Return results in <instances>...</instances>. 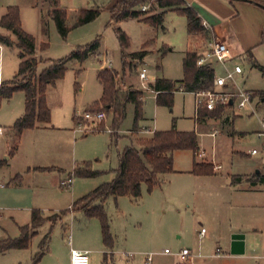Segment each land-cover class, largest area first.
<instances>
[{
	"label": "rangeland",
	"instance_id": "1",
	"mask_svg": "<svg viewBox=\"0 0 264 264\" xmlns=\"http://www.w3.org/2000/svg\"><path fill=\"white\" fill-rule=\"evenodd\" d=\"M116 1L60 0V6L68 12L66 24L71 28L78 18L79 10H102L97 19L72 28L64 38L49 15L47 0H0V21L8 6H18L22 26L35 37L39 54L46 63L66 58L76 47L102 37V55L97 51L82 63L69 61L64 77L54 86L48 87L47 102L52 113L51 122L46 126L49 129L26 131L23 134V151L13 159L9 168L0 171V233L6 230V237L20 236V226L31 222L33 208L43 209L45 215L68 209L72 201L114 178V171L119 167V153L127 146L137 147L139 138L152 137L150 129L166 131L174 127L179 131L197 133L204 154L199 150L196 159L212 162L213 171L218 172V176L204 186L210 190V196L191 207H188L189 203L179 202L176 193L162 204L155 205L150 202L147 194L153 191L148 192L146 187L143 188L142 199L137 201L126 196L117 199L109 197L105 205L115 238V264H146L148 255H153L152 264H264V250L250 251L249 255L254 257L238 259L231 256L226 238H223L232 231L231 228L236 229L238 224L253 234V228L257 226L263 230L264 235V206H253L252 203L262 202L264 197L258 195L255 198L245 194L248 191H243V188L249 184L248 181L236 187L243 193L241 198L234 197L232 194L235 190L228 185L231 174H247L256 169L264 172V166L260 164H264V133L259 135V132L264 131V36L261 26L264 8L243 1L227 0L239 20L234 29L226 24L221 30L233 36L239 49L253 53L252 58L248 54L247 57L235 58L227 64L229 69H233L237 63L243 67V74L236 75L230 84L241 91L251 92L253 98L243 108L238 106L241 99H237L233 106H219L223 108L220 117L199 122L196 119V99L193 93L176 92L174 105L168 108L157 105L150 84L157 78L174 81L183 79L186 52L193 48L205 49L217 41V37L209 29L212 33L209 38L190 35L184 15L176 10L159 8L158 0H144L136 9L141 10L142 5H147L148 11L152 10L151 14L164 12L163 23L155 27L137 18L121 23V28L130 38L129 48L135 52L148 51L142 60L128 58L129 65L124 69L110 15V8ZM238 5L245 8L240 9ZM254 9H259V12ZM0 33L10 35L16 42L15 35L8 33L1 25ZM45 42L48 46L43 48L42 43ZM3 46L5 51L2 54L0 52V81L8 82L18 73L20 50L16 45ZM102 65L117 71L120 78L125 75L132 88L143 91L144 118L138 121L137 129L135 108L131 103L127 104L125 118L119 126H115L113 109H95L106 112V119L101 122L92 123L81 118L89 106L102 96V87L97 79V72ZM143 68L148 76L145 82L139 76ZM216 74L224 76V67L216 65ZM20 110L24 113L23 91H17L11 98H0V126L7 131L0 136V150L4 151L8 144L10 148L14 144L8 126L12 124L13 114ZM75 115L78 116L74 123ZM79 125L83 129L88 126L90 130L84 132ZM134 129L138 131L132 134ZM253 150L256 154L249 155ZM193 158L192 151L178 152L174 166H192ZM84 162L91 169L106 173L93 178L73 176L71 173L74 168ZM215 164H221L222 169L214 170ZM35 167L54 169L34 171ZM18 174L23 175V182L16 187L20 183L10 179ZM250 176L255 178L253 173ZM64 180L67 181L63 185ZM177 186L178 182H174L170 189ZM172 191L177 192L178 189ZM203 229L205 232L201 235ZM49 232V249L39 264H70V240L74 246H86L91 250L90 264H113V256L112 259L109 257L104 260V254L101 253L104 244L99 220L88 218L78 211L68 213L52 229L50 222H46L39 234L37 230L34 233L30 229L29 234L34 233L36 236L31 239L29 247L0 254V264H33L36 253L41 250L39 244ZM184 248L193 254L187 262L177 257V252ZM217 248L219 257L215 256ZM166 249L171 253H166Z\"/></svg>",
	"mask_w": 264,
	"mask_h": 264
},
{
	"label": "trees",
	"instance_id": "2",
	"mask_svg": "<svg viewBox=\"0 0 264 264\" xmlns=\"http://www.w3.org/2000/svg\"><path fill=\"white\" fill-rule=\"evenodd\" d=\"M49 15L54 20L56 27L62 37L66 38L72 28L79 27L97 19L101 14V8L81 9L73 27H68L67 10L60 6V0H47ZM144 0H118L110 8L111 22L119 24L130 18H137L141 22H146L155 27L163 23V13H153L152 10L142 11L136 9ZM264 7V2H256ZM158 7L163 10H176L187 19V30L192 36L204 35L209 38L212 33L205 27L204 21L198 11L187 3L186 0H158ZM1 27L11 32L16 37V42L10 35L0 33V44L12 46L16 45L19 50V70L15 78L0 85V98H11L17 91L25 94V113L19 117L12 125V130L16 134L15 143L9 155L12 156L17 150L20 135L25 130L46 127L51 122V109L47 102V89L54 86L62 79L67 70V63L71 60L84 62L90 55L97 52L101 45V39L84 46L76 47L69 56L58 60H50V64L38 73L40 60L37 59V42L33 35L26 32L22 26L20 9L18 6H8L6 13L0 21ZM119 41L124 69L129 65L128 58L142 60L148 53L146 50L129 53L130 38L126 31L120 26L114 28ZM264 36V33H263ZM264 40V37H263ZM43 48L48 43H42ZM251 58L253 57L250 55ZM197 53L188 50L183 59L185 76L181 80H170L167 78H157L150 87L156 92V102L159 106L172 108L175 101V93L183 90L184 92H196L199 90H212L215 79V69L211 67H199L197 65ZM264 71V68H263ZM97 79L103 87L100 100L94 102L89 109L92 112L103 108L114 110V123L119 126L126 115L128 103L135 108V124L137 129L138 121L143 117V91L132 87L126 89L123 78L119 73L110 68H104L97 72ZM125 88V89H124ZM96 109V110H95ZM86 110V111H87ZM95 110V111H94ZM223 108L217 107L213 111L199 109L198 121L206 118H218L222 115ZM77 120V116L74 117ZM138 130H132L136 133ZM138 146H127L119 153V167L114 171V178L101 184L90 193L75 200L70 208L62 210L60 213L45 215L40 209H33L31 212V223L20 227V236L16 238H6L0 242V253L10 249H25L29 247L31 239L41 226L50 222L51 229L62 220L64 216L72 212H83L88 218H97L101 223L103 243L108 249H112L115 238L111 232L109 217L106 211V201L109 197L118 198L126 196L133 200L142 197L143 186L146 185L147 191L152 192L163 183L162 176L167 173H174V152L180 150L192 151L194 155L199 151L198 135L195 131H179L174 127L166 131H155L150 138H139ZM6 164L5 160L0 161V168ZM36 170L51 171L54 167H35ZM191 173L195 175H213L212 163L204 161H194ZM106 172L93 170L87 162L78 164L73 172V176L93 178ZM71 175V176H72ZM260 177L259 174H255ZM264 182V179H261ZM55 216V218H53ZM33 234H29V230ZM50 232L41 240L39 247L41 250L36 253L33 264H39L43 256L49 249ZM108 259V253L105 254Z\"/></svg>",
	"mask_w": 264,
	"mask_h": 264
},
{
	"label": "crops",
	"instance_id": "3",
	"mask_svg": "<svg viewBox=\"0 0 264 264\" xmlns=\"http://www.w3.org/2000/svg\"><path fill=\"white\" fill-rule=\"evenodd\" d=\"M186 1H187V3L189 5L193 6L198 11V13L202 17L203 21L206 22L209 25L210 30L212 31L213 35L216 36L218 40H220V41H222V42H224V43H226L228 45L229 50L231 52V55L233 56V59L247 57L248 54L253 56V53L251 51H244L242 49H239L237 47V44L235 43V40H234L233 36H230V35L228 36V35L224 34L222 32V30H221L222 27L226 26V24L229 26L230 29H234V27H236L237 21L239 20V16L235 17L236 16L235 15V11L233 10V7L229 6V3H227L228 2L227 0H186ZM231 1H243V2H246L248 4H255L253 6H258L259 8H264L263 6L261 7L259 5H256L257 3L255 1H253V0H231ZM15 3H17V2H15ZM238 6L240 7V9L245 8V7H243V5H238ZM50 9H52V8L50 7ZM254 10H255V12H259L258 11L259 9H254ZM121 23H123V21ZM121 23H119V24L112 23V25L114 26V28L117 27V26L121 27ZM261 26L263 27V33H264V19L262 21V25ZM7 32L11 33L9 31H7ZM199 37H201V35H199ZM100 39H101V45H100V48H99L98 51L101 54L100 50H101V47H102V37H100ZM247 48H248V46H247ZM201 50L194 49V51L196 53H198ZM4 51H5V47L3 46V44H0V52H1V54ZM127 51L129 53L135 52V51L131 50L130 48H128ZM39 53L40 52H39L38 46H37L35 55H36V57H38V58L43 60V61H41L39 63V68L42 71L50 63H46V60L43 59V57ZM90 56H93V55H90ZM229 62H231V61H229ZM45 64H47V65H45ZM237 64H239V63H237ZM104 68H107V65H105V66L102 65L100 69H104ZM123 71L125 72V70H123ZM38 72H40V70ZM122 78H123V81L125 83L126 89H128L130 87H133L132 85H130L127 82L125 75H123ZM0 79H1V77H0ZM2 83L3 82L0 81V85ZM101 87H102V85H101ZM102 91H103V87H102ZM152 91H154V90L152 89ZM154 93H155V96H156V92L155 91H154ZM190 93H193V92H190ZM15 94H16V92H15ZM24 113H25V110H24ZM24 113H23V110H20L19 112L14 113L13 117L11 119L12 124L10 126H8V130H9L8 133L11 132V134L13 136V139H14V143H15L16 134L12 130V125ZM51 115H52V113H51ZM76 116H78V115H76ZM226 118H227V116L225 117V119ZM196 119L198 120V117H196ZM209 119H212V118H206L205 120H209ZM75 122L76 121L74 119V123ZM42 129H49V128L48 127H40V128H36V129L23 131V133L20 135V140H19V143H18V146H17V150L14 152V154L12 156H10L9 153H10L11 149L13 148L14 144H12V145L10 144L11 148H10V146H8L9 145L8 144L7 147L4 149V151L0 150V161H2V160L6 161V164L0 168V171H2L4 168H9L10 165L12 164L13 159L16 156H18V154L20 152L23 151V134L26 131H38V130H42ZM139 129H141V128L139 127ZM149 131L152 133L151 136L155 132L154 130H151V129ZM5 132H7V131L5 130ZM198 140H199V137H198ZM199 148H200V145H199ZM199 150H201V148ZM182 151H189V150L175 151L174 152V163H175L176 154L178 152H182ZM189 152H191V151H189ZM202 152L204 154V151H202ZM193 156H194L193 163H194L195 160L200 162V160L196 159L194 154H193ZM193 163H192V166H188L186 168H180V167H177V166L175 167L174 166V169H175L174 173H167V174L163 175L162 176V179H163L162 185L157 187V188H155L152 193H147L146 192L148 194V196H150L149 197L150 202L154 203L155 205L156 204H162L163 202L167 201L168 198L169 199L172 198V196L176 193V196H177L179 202H181V203H189L188 207H191L192 205H196L197 202L202 203L208 196H210V190L208 188H204V186H207L213 180V177H217L218 176V172H215L213 175H195V174L190 172L192 170ZM260 164L262 166H264L263 163H260ZM30 171H31V168L28 169V172H30ZM34 171H45V170H36L34 168ZM252 173L253 174H259L260 177H256L255 176V178L252 179L251 176H250ZM263 173H262L261 169H256L255 172H249L247 174H231V182L228 185H229L230 189H234L235 190V191H233L235 193L232 194V195L233 196L235 195L234 197L241 198L243 193L239 192L238 191L239 188L236 189V187H237V185H239V186L242 185V183L244 181H248V183L250 185L247 184L243 188V191H246V192L248 191V193H245V194H249L248 196H250V197L254 196L255 198L256 197L258 198V195L264 197V182H262V180H261V179H264ZM182 174H184V175H182ZM13 179L17 180L18 183H20V184L16 185V187H18L23 182V175L18 174L14 178H11L10 180H13ZM66 181L67 180L63 181V185H64V183H66ZM174 182H178V186L176 188H174V189H170L171 184L174 183ZM144 187H146V185H144L143 188ZM177 189H178L177 192L176 191H172V190H177ZM241 191H242V189H241ZM238 193H241V194H238ZM138 200H140V199H138ZM74 201H72V203L69 204L68 208L71 207V205L73 204ZM135 201H137V200H135ZM252 203H253V206H256V205H258L259 207H261L262 205L264 206V201H262V202L258 201V202H252ZM246 204H248V203H246ZM33 209H40V210L43 211V209H41V208H33ZM91 219H97V218H91ZM30 223L29 224H24L23 226L30 225ZM100 225H101V223H100ZM50 226H51V224H50ZM42 227L43 226H41L39 229H37L38 234H39L40 229ZM243 227L244 226L238 224L236 229H232L231 228L232 231L228 232L227 235L223 236V238H226L225 239L226 240V245H227L228 249H230L231 256L232 257H236L238 259L246 258V257H254V256L249 255L250 251L252 252V251H263L264 250L263 230H260L259 227L254 226V228H253L254 234H253L251 232H246L245 230H243L244 229ZM5 232H6V230H4L3 233H0V242L5 240L6 238L10 237V236L6 237L5 236L6 234H4ZM101 234H102V229H101ZM235 235H242V238H234ZM102 242H103V237H102ZM114 247H115V245H114ZM114 247L112 249H108L104 245V247H103L104 249H102V251H101V253L104 254V260H108V259H106V256H105L106 253H108V258L110 257L112 259V256H113V260H112L113 264H115V262H114V258H115L114 257V255H115L114 249L115 248ZM72 249L80 250V251H89V252L91 251L86 246H78V247L74 246L72 241L70 240L69 241V250H68V257L70 256V264H71V250ZM10 250H13V249H10ZM10 250H8V251H10ZM18 250H20V249H18ZM217 250H219V249L217 248ZM217 250H216V252H217ZM8 251L1 252L0 254L6 253ZM215 256L219 257L220 255H217V253H216ZM177 257H179L178 254H177Z\"/></svg>",
	"mask_w": 264,
	"mask_h": 264
},
{
	"label": "built area",
	"instance_id": "4",
	"mask_svg": "<svg viewBox=\"0 0 264 264\" xmlns=\"http://www.w3.org/2000/svg\"><path fill=\"white\" fill-rule=\"evenodd\" d=\"M148 1H156V0H148ZM141 10L147 11L148 6L142 5ZM204 25L207 29L210 30V27L206 22H204ZM197 55H198L197 65L199 67H205V66L211 67L214 68L216 72V65H220L224 67L225 75L224 76H218L217 74L215 75L214 85H213L214 88L212 90H199L194 92L196 99V117L198 115L199 109L201 108H205L209 111H213L219 106H223V105L227 107L233 106L237 99H241L238 106L240 108H243L248 104V102L252 100L253 94L251 92L246 90L241 91L239 89H236L234 87V84H230L236 75H241L243 73V67L240 64H236L233 69H229L227 67L228 62L233 59V56L231 55L229 47L226 43L219 40L214 41L213 43L210 44L209 47L199 51ZM109 66L111 65L109 64ZM139 76L140 79L143 80L144 82L148 80L147 71L145 68L141 70ZM81 118L92 123L101 122L106 119V112L85 111L83 115H81ZM79 128L84 132L90 130L89 129L90 127L88 126H86L85 129H83L81 128V125H79ZM4 133H5V128L0 126V136L3 135ZM263 133L264 131H261L259 132V135L261 136ZM255 154L256 151L254 150L250 152V155H255ZM221 168L222 165L220 164L214 165V170L216 171L220 170ZM1 217H2V209L0 208V218ZM204 232L205 229L201 231V235H203ZM165 252L170 253L168 249H166ZM217 252H218L217 255H220L219 250H217ZM177 254L179 255L180 259L184 262H187L189 259L192 258L191 251L188 248L182 249ZM152 260H153V256L148 255L146 257V264H152ZM71 264H90V252L72 249Z\"/></svg>",
	"mask_w": 264,
	"mask_h": 264
},
{
	"label": "water",
	"instance_id": "5",
	"mask_svg": "<svg viewBox=\"0 0 264 264\" xmlns=\"http://www.w3.org/2000/svg\"><path fill=\"white\" fill-rule=\"evenodd\" d=\"M232 103V102H231ZM230 103V104H231ZM234 238H242V235H235Z\"/></svg>",
	"mask_w": 264,
	"mask_h": 264
}]
</instances>
